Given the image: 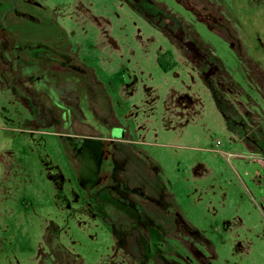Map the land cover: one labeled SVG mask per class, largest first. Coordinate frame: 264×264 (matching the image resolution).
Here are the masks:
<instances>
[{
  "label": "rangeland",
  "instance_id": "374dc122",
  "mask_svg": "<svg viewBox=\"0 0 264 264\" xmlns=\"http://www.w3.org/2000/svg\"><path fill=\"white\" fill-rule=\"evenodd\" d=\"M0 264H264V0H0Z\"/></svg>",
  "mask_w": 264,
  "mask_h": 264
},
{
  "label": "flooded vegetation",
  "instance_id": "af4514ba",
  "mask_svg": "<svg viewBox=\"0 0 264 264\" xmlns=\"http://www.w3.org/2000/svg\"><path fill=\"white\" fill-rule=\"evenodd\" d=\"M131 5L134 8V11L142 15L149 23H151L153 27L160 30L165 36L174 40V42L184 51V53H186L190 63H194L195 66H193L199 72L206 86L209 87L214 85L213 83L216 81L215 77L218 73L215 61L207 57L199 43H197V41L186 32L183 25H176L175 23L173 24L172 21L168 19V17H165L163 14L161 15L159 12L155 11V9L145 7L144 4ZM177 35L181 37L180 41L175 38ZM188 41L194 42L196 52L189 51L183 46V42ZM219 85H221L220 80H218L215 86L219 87ZM247 113L248 112L244 111L242 113L245 124H249L252 121V119L249 118L250 114L247 115Z\"/></svg>",
  "mask_w": 264,
  "mask_h": 264
},
{
  "label": "trees",
  "instance_id": "16d2710c",
  "mask_svg": "<svg viewBox=\"0 0 264 264\" xmlns=\"http://www.w3.org/2000/svg\"><path fill=\"white\" fill-rule=\"evenodd\" d=\"M175 24L176 25H182V24H180V21H177ZM10 48H13V47L10 46L9 49ZM11 52H13V54L11 53L12 57L13 58L16 57L13 60V62H14V61H16L18 59L17 58V54H16V52L14 50H11ZM210 58L212 60H216V58H214L213 56H210ZM16 65L20 66V69H22L23 66H26V65H23L22 63H16ZM216 68L218 70V73H217V75L215 77L216 81L213 83L214 85H211L209 87L207 86V87L210 90V93H211V95H212V97H213V99L215 101L216 108L220 111V113L222 114V116L224 118L225 126L227 127V129L235 131L236 128H234V126L232 125V120H231V117H230L232 115V113H233L232 112L233 111L232 110L233 107H232L231 103L229 102V100H227V98L224 96L225 94L230 93L231 90H234V86H233V84L231 83V80H230V84H229V86H231L230 89H223L222 88V83H223V81L226 82L224 74L227 77H229V76H228L227 73L224 72V70H222V68H220V66L218 65V61L216 63ZM218 80H220L221 85H219V87L218 86L216 87L215 85L218 82ZM24 81H26V80H24Z\"/></svg>",
  "mask_w": 264,
  "mask_h": 264
},
{
  "label": "water",
  "instance_id": "95a60500",
  "mask_svg": "<svg viewBox=\"0 0 264 264\" xmlns=\"http://www.w3.org/2000/svg\"><path fill=\"white\" fill-rule=\"evenodd\" d=\"M175 38H177V40H181V37L179 35L175 36ZM194 42L192 41H188V42H183V46L189 50V51H193V52H196L195 50V46H194Z\"/></svg>",
  "mask_w": 264,
  "mask_h": 264
},
{
  "label": "built area",
  "instance_id": "2783aa9c",
  "mask_svg": "<svg viewBox=\"0 0 264 264\" xmlns=\"http://www.w3.org/2000/svg\"><path fill=\"white\" fill-rule=\"evenodd\" d=\"M218 145H219V141L217 140V141H215V149H214L215 152H219L216 148V147H218ZM227 155L229 156L230 154H227Z\"/></svg>",
  "mask_w": 264,
  "mask_h": 264
}]
</instances>
